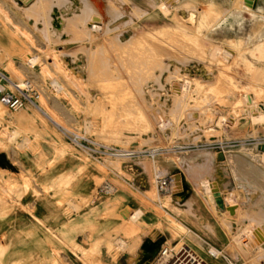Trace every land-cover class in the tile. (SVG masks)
Masks as SVG:
<instances>
[{"label":"rangeland","instance_id":"obj_1","mask_svg":"<svg viewBox=\"0 0 264 264\" xmlns=\"http://www.w3.org/2000/svg\"><path fill=\"white\" fill-rule=\"evenodd\" d=\"M239 6L250 24L256 0H0V91L30 80L35 93L16 111L0 102L3 196L20 197L18 178L2 166L5 151L43 153L41 143L54 137L62 154H80L104 174L83 194L84 219H99L108 203L111 223L90 228L114 234L115 264H126L118 258L125 244L134 255L144 249L142 235L153 247L145 245L141 264H153L161 245L188 246L206 264H264V40L254 42L264 33L236 28L246 39L234 37ZM59 28H82L79 38L91 45L82 50L87 76L65 64ZM118 28L133 32L121 36ZM65 130L133 154L99 159ZM126 160L150 176V187L130 188L134 205L155 216L145 228L143 210L123 207L115 189L125 187L120 177L133 179ZM107 169L114 171L109 181ZM19 179L25 189L50 180ZM194 218L205 239L182 224Z\"/></svg>","mask_w":264,"mask_h":264},{"label":"crops","instance_id":"obj_2","mask_svg":"<svg viewBox=\"0 0 264 264\" xmlns=\"http://www.w3.org/2000/svg\"><path fill=\"white\" fill-rule=\"evenodd\" d=\"M127 6V5H126ZM255 14L253 21L247 23L245 9L234 8V28L232 32L234 37L245 38L236 33V28H244L250 33H264V0H256V7L251 15ZM255 19V20H254ZM147 29V28H145ZM82 28H59L61 34L58 48L65 52V64L73 68L77 74L84 77L88 75V60L82 55V50L91 45L88 41L79 38ZM121 36L131 34L133 28H118ZM231 33V32H229ZM228 33V34H229ZM241 33V31H240ZM227 34V35H228ZM212 36V35H211ZM225 37L226 35H221ZM220 37V36H219ZM261 39H255V43L262 42ZM97 42V41H96ZM67 107V106H66ZM65 107L64 112H69L70 107ZM70 108V109H69ZM21 139L15 142H20ZM33 141V139H29ZM58 140L54 137L46 138L42 142L43 153H33L32 150H25L22 154L11 149L5 151L7 159L3 168H9L10 174L18 178V194H11L8 197L0 192V251H4L2 257L3 264H115L112 254L109 252V244H113L115 236L108 232H91L90 226L97 220H105V223H111L103 210L108 205L101 204V216L98 219L93 217L86 221L85 214L89 206L83 203V194L90 192L95 187L94 178L104 176L99 171L96 162H86L82 156L77 153L60 152ZM21 145L28 144L20 142ZM58 146H57V145ZM136 159V158H135ZM166 167V166H165ZM123 170L133 176V179L120 177L125 183V187H116L117 196L124 202L125 206L134 207V209L143 210V214L138 219L140 228L144 225L153 224L155 216L152 211L143 206L134 205V196L130 188L139 190L141 186L150 187V176L140 162L136 160H126L122 166ZM106 181L113 177L114 171L107 169ZM21 173L34 177L48 176L47 184H33L27 189L24 188L19 176ZM10 174L5 176L10 177ZM89 178H91L89 180ZM69 180L70 184L66 185ZM67 194H70L67 197ZM72 194V195H71ZM139 204V202H136ZM103 208V209H102ZM105 215V216H104ZM85 218V219H84ZM195 219V218H194ZM183 220L182 224L189 230L197 232L199 238L205 239L200 232L201 222ZM93 221V222H92ZM74 229L75 231H71ZM145 235L141 237V246L143 250L135 249L134 253L128 250L130 244H125V250L118 258H125L126 264H141L145 256ZM147 244H150L148 242ZM92 251H96L93 255ZM99 252V253H98ZM91 256V257H90ZM135 262V263H134Z\"/></svg>","mask_w":264,"mask_h":264},{"label":"built area","instance_id":"obj_3","mask_svg":"<svg viewBox=\"0 0 264 264\" xmlns=\"http://www.w3.org/2000/svg\"><path fill=\"white\" fill-rule=\"evenodd\" d=\"M27 86L14 91L1 90L0 102L12 111L22 108L27 102H32L34 97V88L30 80H26ZM66 135L72 143L78 147L86 149L92 156L103 159V156L113 155H132L133 152H123L112 146L96 142L86 136L65 130ZM151 156L156 154L155 150L148 152ZM161 184H166L163 180ZM153 264H206L194 251L188 246H182L176 249L174 246L161 245Z\"/></svg>","mask_w":264,"mask_h":264},{"label":"bare ground","instance_id":"obj_4","mask_svg":"<svg viewBox=\"0 0 264 264\" xmlns=\"http://www.w3.org/2000/svg\"><path fill=\"white\" fill-rule=\"evenodd\" d=\"M25 1H28V0H25ZM251 1V0H250ZM246 5V4H245ZM249 5V4H248ZM248 5H246L247 7H248ZM92 20L94 21V22H98L99 23V21H101V19H100V17L98 16V15H93L92 16ZM168 27V26H167ZM160 28H162V27H160ZM13 85H14V87L15 88H17V89H21L20 88V85H18V84H15V83H13ZM37 107L39 108V109H42V111L45 113V114H48V113H46V110L44 111V109L40 106V105H37ZM2 111V110H1ZM124 155H126V154H124ZM177 180V179H176ZM208 185V184H207ZM209 186V185H208ZM207 186V187H208ZM208 189V188H207ZM209 191V190H208ZM139 212V211H138ZM140 213V212H139ZM139 213H136V214H134V215H132V218L133 219H137L138 218V214ZM141 214V213H140ZM147 245V244H146ZM152 246V245H151ZM153 247V246H152ZM213 254L215 255V256H219V255H221V253L219 252V251H213Z\"/></svg>","mask_w":264,"mask_h":264}]
</instances>
